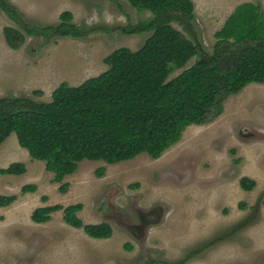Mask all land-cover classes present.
<instances>
[{
  "label": "rangeland",
  "instance_id": "obj_1",
  "mask_svg": "<svg viewBox=\"0 0 264 264\" xmlns=\"http://www.w3.org/2000/svg\"><path fill=\"white\" fill-rule=\"evenodd\" d=\"M29 21L57 24L69 10L88 26L86 37L56 36L47 43L28 36L14 49L4 27L14 25L0 9V97L28 95L50 101L64 81L75 86L108 68L119 47L140 48L150 32H127L152 15L128 0H9ZM197 40L209 53L215 33L243 2L193 0ZM173 25L182 30L177 22ZM196 58L170 75H178ZM213 109L203 124H191L159 158L147 153L110 164L85 159L59 188L44 161L34 159L15 133L0 144V169L22 162V174L0 172V195H15L0 207V264H264V83L251 82ZM242 177L255 180L251 190ZM35 184V191L23 186ZM81 203L84 224L108 223L112 234L95 238L67 224L63 210L47 222L32 220L46 205ZM250 217L249 221L238 226Z\"/></svg>",
  "mask_w": 264,
  "mask_h": 264
},
{
  "label": "trees",
  "instance_id": "obj_2",
  "mask_svg": "<svg viewBox=\"0 0 264 264\" xmlns=\"http://www.w3.org/2000/svg\"><path fill=\"white\" fill-rule=\"evenodd\" d=\"M128 1L137 10L152 13L127 30L151 33L140 48L115 49L105 58V71L79 85L62 82L50 101L28 95L0 97V144L15 133L32 158L44 161L62 192L68 187L63 179L76 172L83 160L114 164L140 153L159 158L180 140L187 126L205 123L213 109L219 114L225 98L251 82L264 83V9L259 3L239 4L216 31L214 50L209 53L197 40L193 0ZM0 9L14 24L3 30L14 49L28 36L42 38L45 44L56 36L86 37L92 31L74 23L69 10L60 14L57 24H36L9 0H0ZM193 57L196 61L190 67L170 78ZM25 171L22 162L0 169L3 174ZM240 185L251 190L256 182L242 177ZM35 189V184L22 188L24 192ZM15 199V195H0V207ZM82 207L81 203L40 206L32 220L47 222L53 212L63 210L64 221L89 236H111L108 223L84 224L78 215ZM197 251L165 264H183Z\"/></svg>",
  "mask_w": 264,
  "mask_h": 264
}]
</instances>
